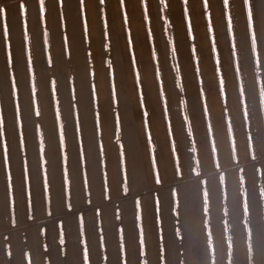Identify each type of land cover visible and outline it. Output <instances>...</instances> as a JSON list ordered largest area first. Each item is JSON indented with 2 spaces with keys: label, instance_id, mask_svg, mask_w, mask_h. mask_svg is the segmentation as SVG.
<instances>
[{
  "label": "crops",
  "instance_id": "1",
  "mask_svg": "<svg viewBox=\"0 0 264 264\" xmlns=\"http://www.w3.org/2000/svg\"><path fill=\"white\" fill-rule=\"evenodd\" d=\"M222 2L45 0L41 16L39 0L1 1L0 129L6 111L19 116L18 147L6 132L0 136L6 169L12 148L21 153L18 180L26 181L32 162L49 164L52 178L67 181L61 195L68 207L80 195L90 202L119 189L155 193L236 166L232 79H221L211 62L192 60L216 50L211 38L221 34L212 22ZM46 99L49 108L40 106ZM28 103L35 127L45 126L43 116L50 122L49 149L42 129L28 146Z\"/></svg>",
  "mask_w": 264,
  "mask_h": 264
},
{
  "label": "rangeland",
  "instance_id": "2",
  "mask_svg": "<svg viewBox=\"0 0 264 264\" xmlns=\"http://www.w3.org/2000/svg\"><path fill=\"white\" fill-rule=\"evenodd\" d=\"M221 2L220 19L212 22L221 34L211 38L216 50L193 53L192 60L211 62L221 79H232L237 165L155 193L119 189L90 202L80 195L66 207L61 192L67 181L52 178L49 164L31 160L24 184L18 180L19 149H11L10 170L0 148V264H264V0ZM227 10L230 19L223 20ZM165 55L176 60L174 53ZM177 70L171 66L170 76ZM31 88L34 93L36 85ZM27 106L28 146L35 147L42 129L49 149V120L43 116L45 126L35 127L33 106ZM15 111H6L8 123L0 131L18 147Z\"/></svg>",
  "mask_w": 264,
  "mask_h": 264
},
{
  "label": "snow or ice",
  "instance_id": "3",
  "mask_svg": "<svg viewBox=\"0 0 264 264\" xmlns=\"http://www.w3.org/2000/svg\"><path fill=\"white\" fill-rule=\"evenodd\" d=\"M80 3L83 4L84 0H80ZM100 3L103 4L104 0H100ZM121 3H123V0H121ZM44 4H45V0H39V5H40L39 11H40L41 16H43V13H44ZM205 4H207V0H205ZM224 4L227 5L228 0H224ZM20 7H21V9H23V7H24L23 3H21ZM4 12H5V9L3 7H0V14H2ZM9 63H11V57H9ZM0 124H2V122H0ZM2 135H3V133L0 132V136H2Z\"/></svg>",
  "mask_w": 264,
  "mask_h": 264
}]
</instances>
